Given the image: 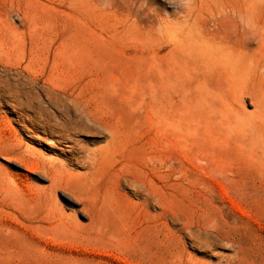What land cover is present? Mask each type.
I'll return each mask as SVG.
<instances>
[{
	"label": "rangeland",
	"instance_id": "obj_1",
	"mask_svg": "<svg viewBox=\"0 0 264 264\" xmlns=\"http://www.w3.org/2000/svg\"><path fill=\"white\" fill-rule=\"evenodd\" d=\"M0 264H264V0H0Z\"/></svg>",
	"mask_w": 264,
	"mask_h": 264
},
{
	"label": "bare ground",
	"instance_id": "obj_2",
	"mask_svg": "<svg viewBox=\"0 0 264 264\" xmlns=\"http://www.w3.org/2000/svg\"><path fill=\"white\" fill-rule=\"evenodd\" d=\"M42 106V105H41Z\"/></svg>",
	"mask_w": 264,
	"mask_h": 264
}]
</instances>
